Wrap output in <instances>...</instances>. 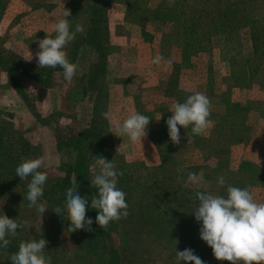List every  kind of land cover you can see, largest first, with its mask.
<instances>
[{"label":"rangeland","instance_id":"1","mask_svg":"<svg viewBox=\"0 0 264 264\" xmlns=\"http://www.w3.org/2000/svg\"><path fill=\"white\" fill-rule=\"evenodd\" d=\"M93 1L80 0V5L77 2L73 6L71 0H0V210L8 202L9 207L3 211L9 218L19 221L23 215H29V227L24 229L28 234L24 238L43 233L37 230L43 225L42 219L45 223L48 210L41 216L35 207L19 208L22 204L29 205L26 196L31 177L21 180L15 176L16 168L24 161L44 157L45 165L39 171L46 172L48 178L39 202L46 203L50 208L52 195L49 193L57 182L64 180L71 164H75L78 153L74 145L79 144L84 136L83 131L89 128L94 119L96 103L100 104V98L96 97L95 92L89 91L91 77L94 78L92 82L99 87L102 81L105 85L103 105L104 108L107 106L106 112L110 113L108 121L116 153L123 156L127 163L140 160L149 167L161 164L160 153L153 142L155 136L161 134L167 126L166 121L172 115L170 110L179 102L177 97H188L199 92L209 98L210 119L215 121V126L201 135L202 143L199 145H193L189 141L184 146L180 142V151L167 156V161H170L164 171L167 174L175 173L173 166L199 169V182L185 186L180 181L176 185V192L181 194V189L186 188L183 189L187 194L185 199L193 198L198 203L195 196L197 191L227 198V186L242 189L247 187L250 183L249 176L238 174L243 163H251L256 170L264 172L262 85L258 82L250 83L245 67L233 69L221 62V36L214 38L212 53L185 60L182 57L181 42L170 35L173 26L156 19L162 13L151 14L162 4L166 7L160 0H150L146 14L136 11L134 0H127L131 1L130 13L127 12L124 0L112 1L107 16L112 51L107 59L106 71L102 74L100 68L98 74L95 73L100 59L86 44L82 45L74 61L78 67L71 80L64 78V71L59 66L39 68L35 56L39 51V41L46 35L55 38L54 26L64 18L65 8L71 12V16L67 18L70 30L75 32L76 26L80 25L84 31L90 22ZM225 4L231 13L237 14L235 2L228 0ZM224 5L218 4L217 7L223 8ZM179 31L176 29L174 33ZM82 37L84 38V33ZM241 39L242 53L247 55L251 47L247 29L242 31ZM75 40L76 38L64 49L68 59ZM156 56L164 57L159 65L152 63ZM167 60H171V63H165ZM69 62L72 63V60L69 59ZM233 104L247 106L245 121L249 135L247 140L236 144L228 143L226 137L220 143L216 141L218 114L224 116L227 107ZM133 113L151 119L147 136L141 142L133 143L126 135L116 136L117 125L122 124ZM178 128L181 136L182 127L178 125ZM206 140H211L209 149L204 147ZM212 144L214 147H211ZM85 159L88 170L86 169L84 177L91 182L93 171L99 169L97 167L90 170V165L97 158H92L86 152ZM221 176L225 179L224 186L217 182ZM72 181H76L74 186L79 194L87 197L88 203H91L93 193L79 183L75 176ZM252 184L250 189L255 202L264 203V187L257 181ZM32 213L39 215L38 223L31 219L34 218ZM90 216L86 218L92 219ZM92 220L91 228L95 231V221ZM70 224L71 222H65L63 230L70 232ZM32 227L37 232H30ZM92 231L77 230L74 233L85 238L91 249L100 251V241L91 238ZM175 245H163L162 249L170 247L173 253L192 249L195 255L200 250L212 251L207 244H200L199 232H190L188 241H184L182 246ZM143 248L149 250L153 248V243L147 240ZM198 257L204 264H229L228 261L216 262L213 255ZM179 263L184 264L183 261Z\"/></svg>","mask_w":264,"mask_h":264},{"label":"trees","instance_id":"2","mask_svg":"<svg viewBox=\"0 0 264 264\" xmlns=\"http://www.w3.org/2000/svg\"><path fill=\"white\" fill-rule=\"evenodd\" d=\"M71 1L73 6H76L77 2L79 5L81 4L80 0ZM112 1L115 2V0L93 1L90 22L82 33L75 35L76 40L70 50L69 59L72 60V63L77 59L83 44H86L90 51L96 52L100 59L96 74H98L99 68L100 74L106 71L107 59L112 51L107 26L108 10ZM160 1L165 3L166 7L162 4L157 11L151 12V14L162 13L156 19L173 26L170 35L181 42L182 57L185 60L196 55L212 53L214 38L221 36L223 38L221 62L230 65L233 69L245 67L250 83L258 82L264 89V0H231L237 5V14L231 13L228 6L224 5L228 0H175L171 6H169V0ZM149 2L150 0H134V7L137 12L146 14L149 11ZM130 3L131 1L124 0L127 12L132 8ZM218 4L224 5V7L218 8ZM176 29L180 31L174 33ZM244 29L248 30L251 42L250 53L247 55L242 53L241 38ZM83 33L84 38L82 37ZM92 81L94 78L91 77L89 82L91 90L89 91L95 92L96 97L100 98V104L96 103L94 119L89 128L83 131L84 136L82 135L83 138L79 144L74 145L78 153L75 164H71L64 180L60 183L57 182L49 193L52 195L51 207L47 209L45 223L42 219L43 225L40 230H37L43 233L32 234L30 237L24 238V235L28 234L24 228L18 230L15 237L6 236L11 242L6 249L0 248V264H11L10 256L18 251L21 242L38 241L41 238L48 241L44 255L46 258L51 257V264H180L177 261L176 253H173L170 247L162 249L163 245L174 246L176 243L175 246H182L184 241H188L190 232H199L201 225L194 216L198 203H195L193 198L185 199L187 194L183 189L186 188L181 189L182 194L175 190L176 185L180 182L177 179L178 176H183V179L187 180L188 172L198 174L199 169L181 166L184 172L179 173L177 171L179 167L173 166L174 174L170 175L164 172L170 162L167 161V156L180 151L179 145H174L171 142L167 126L161 134L155 136L153 142L161 156L159 166L149 167L140 160L127 163L124 157L115 151L108 119L101 117L103 116L102 112L105 113L107 109V106L105 105L106 108H104L103 105L106 97L105 85L102 81L99 87ZM177 99L183 103L187 97L180 95ZM247 113V106L233 104L227 107L224 116L218 114L217 128L219 129L216 141L221 143L224 137L228 143L234 142L233 144L247 140L249 135L245 121ZM181 134V142L184 146H187L188 141H191L193 145H199L202 141L201 135L192 133L191 125L185 129L182 128ZM206 141L204 147L209 149L211 140ZM211 147L214 145L212 144ZM86 152H89L92 158L98 159L99 156H102L107 161H112L116 170L123 172V175L118 178L117 187L126 193L125 199L129 205V215L119 221L110 222L106 230L100 228L95 222V231H92L91 238L100 241V251L87 246L89 245L87 240L80 237L79 234L74 232L71 234V232L63 230L64 223L71 222L68 220L65 203L66 190L75 189L72 177L75 176L77 181L85 185L94 196L98 194V189H95L91 182H88L84 177L86 169L88 170L86 168ZM238 174L249 176L248 188H251L255 181L260 182L264 187V172L256 170L253 164L243 163ZM26 202L29 203V201ZM8 207V202H6V205L2 206L0 210V215H5L3 209ZM56 207L61 208V215L53 211ZM19 208L28 209L29 206L22 204ZM97 214L98 210L91 208V203H88L86 217L91 215L90 217L95 221ZM32 215L34 218L31 219L38 223L39 215L36 216L34 213ZM28 216L23 215L19 221H16L18 223L28 221ZM37 231L32 227L30 232ZM62 235H65L64 238L60 237ZM147 240L153 243V248L149 250L143 248ZM62 244L64 245L62 246ZM200 244L206 246L202 239H200ZM67 246H69L68 249ZM196 255L212 256L213 252L200 250ZM215 261L223 262L217 259Z\"/></svg>","mask_w":264,"mask_h":264},{"label":"clouds","instance_id":"3","mask_svg":"<svg viewBox=\"0 0 264 264\" xmlns=\"http://www.w3.org/2000/svg\"><path fill=\"white\" fill-rule=\"evenodd\" d=\"M175 0H169V6ZM70 10L63 12V19L55 23V38L46 35L39 41V51L35 53L39 68H56L59 66L64 71V78L71 80L77 71V65L69 62L67 52L64 50L75 39L76 33H82L83 27L77 25L75 32L71 31L68 17ZM32 59V55H31ZM30 59V60H31ZM164 60L162 56H156L152 63L159 65ZM170 64L171 60L165 61ZM172 115L167 119L168 135L174 145L181 142L180 128L191 125L194 135H203L215 126V121L210 119V100L203 93H194L187 97L183 103L177 102L170 110ZM110 118V113H102ZM148 116L133 113L122 124L117 125L118 137L127 136L131 142H141L147 136V128L150 123ZM189 142V141H188ZM44 157L27 160L16 168V175L21 180L31 177L27 185L26 199L29 207H35L43 216L49 209L46 203H40L44 194V185L47 181V173L39 169L44 167ZM93 171L91 185L98 189V194L91 199V208L98 210L95 222L100 228L106 230L109 223L126 218L129 205L126 202V193L117 187L118 178L123 172L117 171L115 164L99 156L90 170ZM183 173V167L177 169ZM177 179L185 186L189 183L199 182L196 173L188 172L187 180L183 176ZM76 183V181H74ZM218 184L225 185L223 176L218 178ZM227 198L213 195L203 191H197L195 196L198 207L194 212L195 220L201 225L199 229L200 239L212 249L217 260L228 261L229 264H264V203L255 202L251 189L227 186ZM25 198V197H24ZM87 197H81L77 189L66 190L65 207L68 213L70 232L77 230L92 231L93 220L86 218ZM53 211L61 215V208L56 207ZM29 227L28 221L17 222L7 215H0V248L6 249L10 240L6 236L15 237L18 230ZM48 241L41 238L38 241L21 242L18 251L10 256L11 264H51V257H45L44 250ZM177 261L184 264H204L194 250L185 249L176 251Z\"/></svg>","mask_w":264,"mask_h":264}]
</instances>
